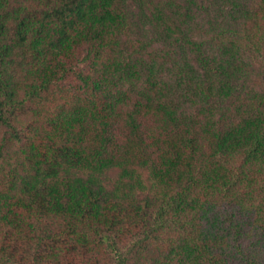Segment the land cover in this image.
Wrapping results in <instances>:
<instances>
[{"label":"trees","instance_id":"1","mask_svg":"<svg viewBox=\"0 0 264 264\" xmlns=\"http://www.w3.org/2000/svg\"><path fill=\"white\" fill-rule=\"evenodd\" d=\"M0 264H264V0H0Z\"/></svg>","mask_w":264,"mask_h":264}]
</instances>
